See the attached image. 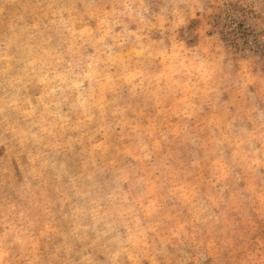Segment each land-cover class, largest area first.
Segmentation results:
<instances>
[{"label":"rangeland","instance_id":"rangeland-1","mask_svg":"<svg viewBox=\"0 0 264 264\" xmlns=\"http://www.w3.org/2000/svg\"><path fill=\"white\" fill-rule=\"evenodd\" d=\"M0 264H264V0H0Z\"/></svg>","mask_w":264,"mask_h":264}]
</instances>
